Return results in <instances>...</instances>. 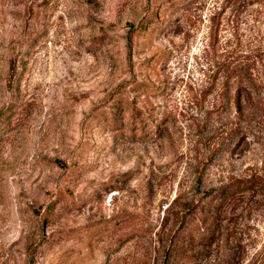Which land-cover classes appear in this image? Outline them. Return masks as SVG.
Listing matches in <instances>:
<instances>
[{"label":"rangeland","instance_id":"1","mask_svg":"<svg viewBox=\"0 0 264 264\" xmlns=\"http://www.w3.org/2000/svg\"><path fill=\"white\" fill-rule=\"evenodd\" d=\"M231 7L0 0V264H161L177 214L261 170L264 2ZM224 208L169 264L264 253V200Z\"/></svg>","mask_w":264,"mask_h":264},{"label":"trees","instance_id":"2","mask_svg":"<svg viewBox=\"0 0 264 264\" xmlns=\"http://www.w3.org/2000/svg\"><path fill=\"white\" fill-rule=\"evenodd\" d=\"M258 1L264 2V0H228V6H232L231 8L234 9V6L237 4L243 3L246 6H250ZM141 29H143V25L138 27V30ZM257 50L260 51L261 48L258 46ZM138 124L139 128L143 131L142 123L138 121ZM134 125L132 126L134 127ZM56 165L62 166L58 162H56ZM262 165L261 170L254 171L244 177L231 178L221 189L214 192L212 196H209L206 202L208 214H204L203 217L195 218V206L189 207L180 215L177 214L174 223L176 225L175 229H172L168 233L166 239L167 244L161 264H169L173 255L180 253L182 243L191 246L194 242H198L202 249L208 246L222 228L223 220L221 216L226 203L246 197L264 200L263 162ZM250 264H264V253H256L255 260Z\"/></svg>","mask_w":264,"mask_h":264}]
</instances>
